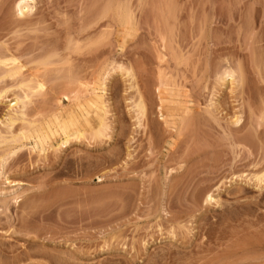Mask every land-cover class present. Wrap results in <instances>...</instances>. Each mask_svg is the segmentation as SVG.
<instances>
[{"label":"rangeland","instance_id":"rangeland-1","mask_svg":"<svg viewBox=\"0 0 264 264\" xmlns=\"http://www.w3.org/2000/svg\"><path fill=\"white\" fill-rule=\"evenodd\" d=\"M17 1L0 0V58L23 66L0 65V137L26 126L5 124L25 75L46 141L0 140V264H264V0H31L23 17ZM102 79L104 136L59 148L56 112Z\"/></svg>","mask_w":264,"mask_h":264},{"label":"bare ground","instance_id":"bare-ground-1","mask_svg":"<svg viewBox=\"0 0 264 264\" xmlns=\"http://www.w3.org/2000/svg\"><path fill=\"white\" fill-rule=\"evenodd\" d=\"M30 2H31V0H19V1H17L16 2V12H17V14L19 15V17H23V16H25V15H27L29 12H31L32 11V9H33V6L30 4ZM129 15V14H128ZM128 15H127V17H128ZM130 17H131V15H130ZM126 18V17H125ZM129 18V17H128ZM127 20H130V18L129 19H127ZM131 21V20H130ZM132 22V21H131ZM131 22H130V25H131ZM128 23H129V21H128ZM131 27V26H130ZM129 28V27H128ZM74 37V36H73ZM70 47V46H69ZM77 47V46H76ZM73 48V47H72ZM74 50V49H73ZM50 53V52H49ZM78 53V52H77ZM82 54V53H81ZM50 56V55H49ZM56 56H57V54H56ZM77 56V55H76ZM43 57V56H42ZM47 57V56H46ZM72 57V56H71ZM44 59V58H43ZM47 59V58H46ZM60 59V58H59ZM64 59V58H63ZM48 60V59H47ZM69 60H70V58H69ZM89 61V60H88ZM46 62V61H45ZM68 62H70V61H68ZM84 62V61H83ZM15 63H17V59H15L14 57H8V58H5V59H3V58H0V65H12L13 64V66H11L10 68H9V66L7 67L8 69H6V71H5V73H4V71H3V75H2V77H11L12 79H13V77H14V79L16 78V79H19L18 77H20L21 75H22V68H23V66H19L18 64L17 65H14ZM38 65V64H37ZM53 65V64H52ZM121 65V64H120ZM50 66V65H49ZM92 66V65H91ZM1 67H3V66H1ZM0 67V68H1ZM94 67V66H93ZM33 68V67H32ZM221 68V67H220ZM225 68V67H224ZM232 68V67H231ZM238 68H240V67H238ZM41 69V68H40ZM58 69V68H57ZM59 69H61V68H59ZM229 69V68H228ZM227 68L224 70H221V71H223V73L222 72H220V71H218V73H221V74H217L218 76V80H220L219 82H221V81H223L224 82V84H225V82H226V80H227V78H229V81H231V83H232V85H233V83H236L235 82V80L239 77H237L236 78V75L235 74H237V73H235V71H236V69H233V70H231V69H229L228 70ZM71 70V69H70ZM111 70V69H110ZM109 70V71H110ZM117 70V69H116ZM235 70V71H234ZM87 71V70H86ZM88 71H90L91 72V70H88ZM97 71V70H96ZM120 71H124L123 69H121ZM126 71H127V69H126ZM129 71V70H128ZM45 72V71H44ZM70 72V71H69ZM0 73H2V72H0ZM23 73H25V71H23ZM84 73V72H83ZM94 73V72H93ZM125 73V72H124ZM66 74V73H65ZM73 74V73H72ZM80 74V73H79ZM87 74V73H86ZM90 74V73H89ZM107 74H109V73H107ZM126 74V73H125ZM129 74V73H128ZM133 74V73H132ZM239 74H240V72H239ZM20 75V76H19ZM34 74H32V76H33ZM37 75V74H36ZM36 75H34V76H36ZM91 75V74H90ZM110 75V74H109ZM238 75V74H237ZM25 76V75H24ZM21 77V80H18L19 81V83L16 85V87L17 88H21L22 89V87H27L28 89H33L34 87L35 88H38V89H40V88H42V83H41V81H39V79H37V76H36V82L38 81L39 82V84H38V82H37V85L36 84H34V83H36L35 82V79L34 78H32V77ZM27 76V75H26ZM67 76V75H66ZM76 76V75H75ZM81 76V75H80ZM79 76V77H80ZM96 76V75H95ZM99 76V75H98ZM107 76V75H106ZM72 77V76H71ZM78 77V76H77ZM105 77V76H104ZM131 77V76H130ZM245 77V76H244ZM76 78V77H75ZM86 80L87 82H85L84 80ZM82 80H78L79 81V84H81V85H83L84 87H86L87 85H88V79L86 78L85 79V77L83 78ZM95 79V78H94ZM93 79V80H94ZM105 79V78H104ZM107 79V78H106ZM106 79H105V81H106ZM240 79L241 80H244L243 78H242V76H241V74H240ZM241 80H239V81H241ZM18 81H16V82H18ZM228 81V80H227ZM244 81H246V80H244ZM244 81H242V82H244ZM1 82V81H0ZM74 82V81H73ZM92 82V84H94L95 85V82L93 83V81H91ZM90 82V83H91ZM237 82H238V80H237ZM241 82V83H242ZM89 83V84H90ZM133 83V82H132ZM227 83V82H226ZM229 83V82H228ZM34 84V85H33ZM77 84V83H76ZM91 84V85H92ZM96 84H97V82H96ZM131 84V83H130ZM222 82H221V85H224ZM240 84V83H239ZM13 85H15V84H13ZM38 86V87H36V86ZM94 85H92V86H94ZM235 85H237V83L236 84H234V87H235ZM11 86V85H10ZM96 86H98V87H101V90L103 91V92H100V91H96V90H93L92 92L90 91L91 89H89L88 91H90L89 93H93V95H91V96H89V94H87L89 97H86L87 95L85 94V93H87L88 91L87 90H84V92L85 91H87V92H83V91H81L82 89H86V88H82L81 90H79L78 91V94H77V96H76V100L78 101V102H80V103H78V110H76V108H72V109H70V110H68V111H66V113L65 114H58V112H56L57 113V115H56V119L53 121V124H54V127H55V129H56V131H60V134L63 136L62 137V142L59 144V148H61V146H63V145H66L67 143H69V141L70 140H72V138L74 139V137L75 138H77V139H79L80 137L82 138V134L85 132V137H86V130L87 129H89V127H91L92 129H93V131H94V133H91V132H93L92 130L90 131V133L91 134H93V139L95 138H97V137H99V136H104V133L106 132L105 130L107 129V127H108V124H107V122H106V119H107V115H108V113L110 112L109 110V105H108V103H109V101L108 100H106L105 99V95L108 93L107 92V87H106V83L103 81V79H102V81H101V83H99L98 82V84L97 85H95V87ZM237 86H239V85H237ZM3 87V86H2ZM40 87V88H39ZM7 88H8V86H7ZM75 88V87H74ZM236 88V87H235ZM249 88V87H248ZM2 89H4V88H2ZM68 89V88H67ZM30 90V91H31ZM73 90V89H72ZM24 91H26V90H24ZM28 91L29 90H27V93H28ZM29 91V92H30ZM39 91V90H38ZM74 91V90H73ZM8 92V89H5V90H2L1 92H0V102H2V100L3 99H5V97H6V93ZM82 92V93H81ZM21 93V92H20ZM26 92H24V94L23 95H21V94H18V93H13L14 94V97L11 99V100H9L7 103H8V108H9V114H8V118H7V121H6V119H5V124H7L10 128L12 127L11 125H14V123L18 120V119H21V120H23V122H26L25 124H26V126L28 125H34V123L36 122V121H38V119L37 120H33V119H31V120H28L29 118H25L24 117V115L26 114H28V113H26V111H24L25 110V108H27V107H25L26 105H27V102L26 101H28L29 100V93L27 94H25ZM32 93V92H31ZM69 93V92H68ZM71 93V92H70ZM79 93H81V94H83V95H85V98H83V99H81L83 96H80L79 95ZM8 94V93H7ZM66 94V93H65ZM184 94V93H183ZM68 95V94H67ZM186 96H187V94H186ZM138 97V96H137ZM144 97L145 96H143L142 94H139V97H138V99L135 101V106L134 107H136V111H137V115H138V120H139V126H141L142 125V120L141 119H143V117H145V114H146V111H147V105H146V100L144 99ZM31 98V97H30ZM146 98V97H145ZM186 99V98H185ZM76 102V101H75ZM180 102H182V101H179V103ZM217 102V101H216ZM75 104V103H74ZM167 104H169V103H167ZM187 104V103H186ZM29 105V104H28ZM135 111V110H134ZM205 111H206V109H205ZM101 112V113H100ZM91 113H93V115L92 116H90V114ZM98 113H100V114H98ZM184 113H185V117H183V120H181V124L183 125L184 123H185V121H186V117H187V125H190L194 120H192L191 119V117H190V111H189V108H184ZM162 114V112L160 113V115ZM182 114V113H181ZM236 115V114H235ZM239 115V114H238ZM28 116V115H27ZM26 116V117H27ZM89 116H90V118H89ZM109 116V115H108ZM188 116L190 117L189 118V120H188ZM137 117V116H136ZM199 118V117H198ZM33 120V121H32ZM218 120V119H217ZM35 121V122H34ZM182 121H184V123L182 122ZM23 122H21V123H23ZM166 123H168V121H166ZM169 123H170V121H169ZM168 123V124H169ZM4 124V125H5ZM15 124H17V123H15ZM172 124V123H171ZM192 124H194V123H192ZM233 124H234V126L236 125L237 126V128H238V130H240L242 127H243V124H244V122H242V120H241V118L239 117V116H236L235 118H234V120H233ZM22 125V124H21ZM20 125V126H21ZM41 124H39V126H40ZM137 125V126H138ZM145 125V124H144ZM182 125H181V127L180 128H183L182 127ZM186 125V126H187ZM23 126V125H22ZM25 126V125H24ZM21 127V132L18 134H14L15 133V131L16 130H14V133L13 132H11V134H13V135H11L10 136V138H6V137H0V140H2L3 142H8V140H10V141H21V139H23V138H27L30 134H33V133H36L37 134V140H40L41 141V143H44L45 141H46V134L44 133V132H42L40 129H38L37 127H36V124L34 125L35 127H36V129H34L33 128V126H31L32 128H30V126H29V129H28V126L26 127ZM41 127V126H40ZM20 128V127H19ZM185 128V127H184ZM236 128V129H237ZM9 129V128H8ZM7 129V130H8ZM258 129V128H257ZM18 130V129H17ZM19 130V131H20ZM183 130V129H182ZM51 131V130H50ZM84 131V132H83ZM179 131H180V129H179ZM2 132V131H1ZM0 132V133H1ZM33 132V133H32ZM88 133H89V131H87ZM6 133V132H5ZM182 133H183V131H182ZM255 133V132H254ZM2 134V133H1ZM7 134H9V131H8V133ZM36 134H34V135H36ZM90 134V135H91ZM180 134V133H179ZM2 135H4V133L2 134ZM107 135V134H106ZM31 136V135H30ZM190 137V136H189ZM2 138V139H1ZM87 138V137H86ZM91 138H92V135H91ZM91 139H89V141H90ZM99 141H101V139H99ZM1 142V141H0ZM39 142V141H38ZM96 142V141H95ZM39 144V143H38ZM205 145V144H204ZM9 147H10V145H9ZM55 148V147H54ZM57 148H58V146H57ZM57 148H55V149H57ZM4 149H6V148H4ZM9 149V148H8ZM31 149V148H30ZM48 149V148H47ZM208 153V152H207ZM58 155V154H57ZM109 156V155H108ZM58 157V156H57ZM90 158V157H89ZM55 162V161H54ZM257 179H258V181L260 182H258V184H259V187H260V189L261 188H263V186H262V182H263V180H264V175H259L258 177H256ZM264 185V184H263ZM255 186H258V185H255ZM215 197L212 195V194H209L208 196H207V201H211V200H213ZM16 199V198H15ZM17 200V199H16ZM15 200V201H16ZM27 252V251H26ZM16 258V257H15ZM14 258V259H15ZM70 258V257H69ZM15 261V260H14Z\"/></svg>","mask_w":264,"mask_h":264}]
</instances>
